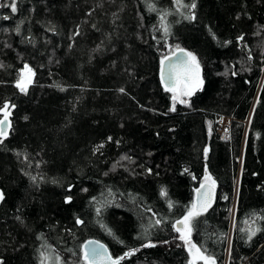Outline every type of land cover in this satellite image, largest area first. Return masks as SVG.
<instances>
[{"label": "trees", "instance_id": "trees-1", "mask_svg": "<svg viewBox=\"0 0 264 264\" xmlns=\"http://www.w3.org/2000/svg\"><path fill=\"white\" fill-rule=\"evenodd\" d=\"M15 2L16 13L0 7L3 264H41L42 252L45 264H85L91 236L117 256L138 249L120 264H189L174 225L206 170L217 192L191 222L192 243L216 264H264V0ZM177 45L203 84L170 111L160 62Z\"/></svg>", "mask_w": 264, "mask_h": 264}, {"label": "snow or ice", "instance_id": "snow-or-ice-1", "mask_svg": "<svg viewBox=\"0 0 264 264\" xmlns=\"http://www.w3.org/2000/svg\"><path fill=\"white\" fill-rule=\"evenodd\" d=\"M0 7H9L12 13L17 12V4L15 0H12L10 4L0 3ZM190 8H196L194 0L190 5ZM152 10L155 9L153 8ZM3 18L9 19V17L7 16ZM186 18L190 20L195 19V14L193 13ZM16 31L19 32V28H17ZM164 32L165 34H167V27L164 28ZM240 39H242V37ZM176 51L179 53V55L174 52L172 56L165 57L160 62V75L161 80L164 83L165 91L172 93V107L170 108V111L176 110L177 103L188 104L189 100L186 98L191 97L195 93L196 89L203 84V81L199 76L200 65L197 57L193 53L179 48L178 45ZM173 57H175L174 60ZM166 61L168 62L167 65ZM25 71L28 75L25 76L22 73L20 79H18L16 82V87L23 93H26L28 91V87L32 83V76L34 75L33 70L27 65H25ZM120 91L123 92L124 89H120ZM9 107L10 105L5 103L3 108H0V112L4 114L3 119H0V144H2L3 140L8 137L11 130ZM11 107L14 108L15 105H11ZM108 139L111 140V137H109ZM99 147H102V145ZM97 150H99V148H97ZM205 156H207V149L205 150ZM149 171L151 170L149 169ZM185 171H187V169H185ZM32 179L35 181L36 177H32ZM214 190L215 181L211 178L210 175H206L205 183L201 185V188L196 189V199L191 204L187 214L181 220L176 221L174 225L175 231L180 233L178 238L188 245V252L191 255L189 264H197L198 261H203L204 264H216L214 257L205 255V253L191 241V222L194 218L202 215L211 207L212 194ZM160 195L163 197H167V190L161 189ZM4 199L5 194L2 190H0V202H2ZM71 199L72 198L70 196L67 197L66 202H71ZM225 199H227V197H225ZM168 205L170 208L173 206L171 200H168ZM96 211L99 215L100 209L97 208ZM77 223H83V221L77 220ZM160 223V220L155 221V224L157 225H159ZM108 231L111 233L110 229H108ZM257 231H259V229L250 230L249 239H251V237L254 236ZM121 243H123V241H121ZM146 246L153 247L154 245L149 243ZM136 251H138V249H131L126 252L124 256L113 260L104 246L98 245L96 242L89 241L88 244L84 246L83 259L85 261V264H100L102 260L108 261L109 264H120L121 260L133 255ZM41 257V264H45V262L49 259V257L46 256L43 252L41 253ZM0 264H3L2 260H0Z\"/></svg>", "mask_w": 264, "mask_h": 264}, {"label": "water", "instance_id": "water-1", "mask_svg": "<svg viewBox=\"0 0 264 264\" xmlns=\"http://www.w3.org/2000/svg\"><path fill=\"white\" fill-rule=\"evenodd\" d=\"M179 48L184 49V50H186L187 52H190L189 49L186 48V47L179 46ZM176 49H177V48H176ZM176 49L173 50L172 52L168 53L167 55H165V56L163 57V59H164L165 57L172 56V54H173L174 52H176V54L179 55V53L176 51ZM174 59H175V57H173V60H174ZM167 63H168V62L166 61V65H167ZM199 65H200V63H199ZM199 76H200V79H202V67H201V65H200ZM2 119H3V117H2ZM9 119H10V117H9ZM204 183H205V181L201 182V183L198 185L197 189L201 188V185L204 184ZM0 190H1V188H0ZM202 191H203V190H202ZM216 192H217V185H216V183H215V190H214V192H213V194H212V203H213L214 200H215ZM195 199H196V192H195ZM181 219H182V218H179L178 220H181ZM89 241L96 242L98 245H102V246H104V247L106 248L108 254L110 255V257H111L113 260L118 259L119 257H121V255H118V256H117V255H114V254L112 253V251H111L109 245H108L105 241H103L102 239H100V238H98V237H96V236H91V237L87 238V239L85 240L84 244H83V248H84L85 245L88 244ZM90 247H91V245H90ZM100 264H109V262L106 261V260H102V261L100 262Z\"/></svg>", "mask_w": 264, "mask_h": 264}, {"label": "built area", "instance_id": "built-area-1", "mask_svg": "<svg viewBox=\"0 0 264 264\" xmlns=\"http://www.w3.org/2000/svg\"><path fill=\"white\" fill-rule=\"evenodd\" d=\"M231 116L227 114H221L218 118L217 122V131L223 137H227L229 135V126L231 125Z\"/></svg>", "mask_w": 264, "mask_h": 264}, {"label": "rangeland", "instance_id": "rangeland-1", "mask_svg": "<svg viewBox=\"0 0 264 264\" xmlns=\"http://www.w3.org/2000/svg\"><path fill=\"white\" fill-rule=\"evenodd\" d=\"M177 48V46L176 47H171V50L169 51V53L170 52H172L173 50H175ZM167 55V54H166ZM25 65H27L29 68H31L32 70H33V72H34V69L32 68V66L29 64V63H25ZM25 65H24V67L21 69V74L23 73L25 76H27L28 74L26 73V71H25ZM21 74H20V77H21ZM20 77H19V79H20ZM33 78H34V75L32 76V80H33ZM206 175H210L211 176V178L213 179V177H212V175L209 173V171L208 170H206L205 171V173H204V176H203V178H202V182L203 181H205V176ZM214 180V179H213ZM186 215V214H185ZM184 215V216H185ZM183 216V217H184ZM182 217V218H183ZM51 264H60V262H59V260H55V263H51Z\"/></svg>", "mask_w": 264, "mask_h": 264}, {"label": "bare ground", "instance_id": "bare-ground-1", "mask_svg": "<svg viewBox=\"0 0 264 264\" xmlns=\"http://www.w3.org/2000/svg\"><path fill=\"white\" fill-rule=\"evenodd\" d=\"M232 118V117H231ZM232 121V120H231Z\"/></svg>", "mask_w": 264, "mask_h": 264}]
</instances>
